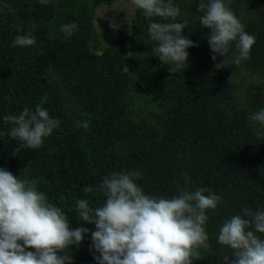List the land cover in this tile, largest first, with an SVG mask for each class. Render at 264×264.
Masks as SVG:
<instances>
[{"label":"trees","instance_id":"1","mask_svg":"<svg viewBox=\"0 0 264 264\" xmlns=\"http://www.w3.org/2000/svg\"><path fill=\"white\" fill-rule=\"evenodd\" d=\"M98 2L112 0H0V168L37 178L38 189L62 208L71 228L90 229L79 246L62 253L72 256V264H96L98 253L90 250L95 226L79 220L75 202L100 206L103 196L83 189L95 188L104 176L140 171L136 183L145 194L169 199L208 188L222 203L206 212L211 247L199 249L192 264H222L231 255L217 243L223 221L245 207L264 210V136L248 121L264 108V0H225L255 44L248 60L220 69L214 65L222 57L211 59L210 30L199 23L200 0H173L181 10L177 20L189 21L183 34L198 45L186 49L187 67L177 71L156 57L150 21L137 8L129 33L120 32L99 54L90 51L88 21ZM71 23L78 27L65 40L60 27ZM33 24L36 44L13 47V38ZM234 51L233 44L228 58ZM141 76L148 77L145 94ZM44 97L42 107L60 125L40 148H22L7 135L14 125L3 117L19 115L25 106L34 111Z\"/></svg>","mask_w":264,"mask_h":264},{"label":"clouds","instance_id":"2","mask_svg":"<svg viewBox=\"0 0 264 264\" xmlns=\"http://www.w3.org/2000/svg\"><path fill=\"white\" fill-rule=\"evenodd\" d=\"M50 2L39 0L43 5ZM131 3L150 21L148 33L156 42L153 50L161 63L174 65L170 71L187 67L186 49L198 45L183 34L189 21L177 20L181 16L179 6L173 0ZM197 10L202 13L199 23L210 30L207 42L214 53L211 59L222 57L214 65L216 69L250 58L255 37L245 30L225 0H200ZM155 18L167 22H157ZM77 27L75 23L64 24L60 32L67 40ZM35 29L33 24L31 30L19 32L12 46H34ZM233 44L235 51L228 58ZM46 100L47 97L42 98L34 111L25 106L19 115L3 117L6 124L14 125L7 135L22 142V148H40L59 127L60 121L42 107ZM248 121L264 136V108L251 112ZM18 151L19 148L13 155ZM141 176L137 170H122L104 176L95 188L85 187V193L95 191L104 198L95 208L87 199L76 200L79 220L95 226L90 250L98 255L93 259L96 264H192L193 256H200L199 249L211 247L205 227L206 212L215 210L222 197L203 187L182 190L170 199L149 196L136 183ZM39 183L37 178L24 179L0 168V264H72V256L62 253L73 245L79 246L90 231L86 227L71 228L62 208L49 202L38 189ZM241 212L224 220L219 228L217 243L231 251L230 256L223 257L222 264H264V210L245 207Z\"/></svg>","mask_w":264,"mask_h":264},{"label":"rangeland","instance_id":"3","mask_svg":"<svg viewBox=\"0 0 264 264\" xmlns=\"http://www.w3.org/2000/svg\"><path fill=\"white\" fill-rule=\"evenodd\" d=\"M134 5L131 0H112L110 4L98 2L92 6L89 16L88 49L99 54L105 46L116 42L121 32H130L131 21L134 17ZM125 58L129 60L130 49L127 48ZM128 69V66H125ZM140 85L144 87V94L149 87L148 77L141 76Z\"/></svg>","mask_w":264,"mask_h":264}]
</instances>
